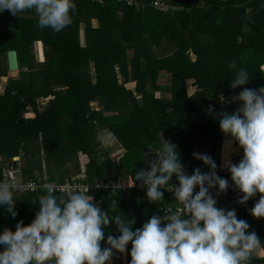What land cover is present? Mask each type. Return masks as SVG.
Segmentation results:
<instances>
[{"label": "trees", "instance_id": "1", "mask_svg": "<svg viewBox=\"0 0 264 264\" xmlns=\"http://www.w3.org/2000/svg\"><path fill=\"white\" fill-rule=\"evenodd\" d=\"M152 1L127 6L114 0H68L70 27L59 34L38 27L34 9L16 16L0 13V77L6 78L0 94V157L22 152V171L35 181L100 184L87 193L92 202L110 215L134 219L133 227L139 228L151 215L164 214L166 205L178 203L163 189V203H149L146 187H118L133 163L142 160L143 148L158 156L163 140L174 143L189 175L196 167L209 171L192 156L207 153L218 175L229 180L224 192L211 190L217 206L234 208L264 242V217L250 213L261 193L239 203L242 193L229 171H221L218 151L224 133L216 113L230 110L215 102L243 87L264 86V0H162L181 8L166 13L149 6ZM9 50L17 53L16 79L7 68ZM231 61L246 67L250 77L236 89L230 87ZM161 74L168 77L166 83L159 82ZM189 81L195 87L190 95ZM28 110L32 117H26ZM104 130L124 149L116 162L98 139ZM241 156L242 149L233 163ZM109 182L113 187H107ZM13 198L15 216L0 209V230L17 225L26 230L42 196L39 190ZM105 231L119 234L112 222ZM130 248L131 242L124 253H114L121 264H129ZM251 264H264V256H253Z\"/></svg>", "mask_w": 264, "mask_h": 264}, {"label": "clouds", "instance_id": "2", "mask_svg": "<svg viewBox=\"0 0 264 264\" xmlns=\"http://www.w3.org/2000/svg\"><path fill=\"white\" fill-rule=\"evenodd\" d=\"M29 9L38 15L40 28L49 27L59 34L70 27L68 0H0V13L8 10L16 16ZM228 68L235 73L230 80L232 89L250 81L246 67L231 61ZM221 98L229 104L239 103L234 112L216 115L220 130L242 149V156L238 162L227 160L220 167H227L232 184L242 193L239 203L261 193L250 213L264 217V86L243 87L235 95ZM111 138V132L98 136L101 143ZM192 156L209 171L196 167L187 174L176 145L165 140L158 156L146 157V166L136 171L135 179L146 186L148 202L163 203L161 189L169 188L181 211L153 214L139 228L133 227L134 219L120 213L110 215L93 203L88 188L59 195L52 185H41L42 198L36 200L30 226L23 231L20 225L0 230V264H106L114 253H124L129 242V264H251L264 242L255 231H249V223L238 218L234 208L217 206L211 190L224 192L229 180L218 175L212 156L202 152ZM173 176L178 181L175 186ZM16 189L11 180L0 179V209L13 218ZM110 222L118 235L105 231Z\"/></svg>", "mask_w": 264, "mask_h": 264}, {"label": "built area", "instance_id": "3", "mask_svg": "<svg viewBox=\"0 0 264 264\" xmlns=\"http://www.w3.org/2000/svg\"><path fill=\"white\" fill-rule=\"evenodd\" d=\"M94 2H98L100 4H103L105 0H92ZM117 3H124L127 6H139V3L137 0H114ZM149 6H151L153 9L161 12L166 13L170 11H176L181 9L178 6H173L169 3H166L162 0H154L150 2ZM145 5H142V8H144ZM216 104L220 108H225L228 103L225 102L221 97H218L217 100H215ZM211 106V108H210ZM214 109V105L209 104L208 105V112H212ZM22 152H19V154L10 157V158H1L0 159V169H1V178L0 179H9L12 182H14L17 185V189L15 190V195H22V194H28V193H34L40 190L41 185L48 183L52 185L56 191H59L61 193H66L71 190H80V191H86L88 188V191L91 189H94L95 187H100V184H69L68 182L64 184H58L54 183L52 181H48L47 179L41 178L37 181L28 178L24 172L22 171ZM121 183L118 185V187L121 190L130 189L135 187L129 179H121ZM31 185V187H26V185ZM107 187H113V184L110 182L108 183ZM174 186L178 184V182L172 183ZM166 193H172V190L169 188H162ZM196 189H194L195 191ZM212 190H216L215 188ZM173 211H181V206L179 202L174 206L166 205L164 207V214L165 213H171ZM163 223V222H162Z\"/></svg>", "mask_w": 264, "mask_h": 264}, {"label": "crops", "instance_id": "4", "mask_svg": "<svg viewBox=\"0 0 264 264\" xmlns=\"http://www.w3.org/2000/svg\"><path fill=\"white\" fill-rule=\"evenodd\" d=\"M249 11H250V9L249 8H246V10H245V12H246V15H248L249 14ZM261 68L263 69V71H264V65H262L261 66ZM162 75H164V74H161V76ZM164 76H166V75H164ZM1 78V77H0ZM192 81H189V85L187 86V91H188V95H190V94H192L194 91H195V87L192 85V84H190ZM0 84H1V82H0ZM0 91H2V90H0ZM1 94V93H0ZM30 110H28V112H29ZM103 133H105V134H108L109 132H107V131H102V132H100V135L101 134H103ZM113 138V137H112ZM114 139V138H113ZM116 144H117V142H116ZM102 146H103V144H102ZM104 147V146H103ZM115 148H116V152H118L117 154V156H115V154H114V156L113 157H116V160L115 161H117V159H118V157L120 158V156L124 153V149L122 148V146L119 144H117V145H115ZM105 149V148H104ZM239 152H240V148L238 147V146H236L235 145V142L234 141H230V138L224 133L223 134V140L221 141V143H220V145H219V151H218V156H219V158H220V166L222 165V164H224L225 163V161H227V160H231L232 161V158L234 157V156H236L237 154H239ZM112 158V157H111ZM112 161H113V159H112ZM114 162V161H113ZM233 162V161H232ZM221 168V171L222 172H227L228 170H227V167H220ZM26 176H27V174L26 173H24ZM120 180V179H119ZM118 180V181H119ZM119 183V182H118ZM219 205H222V206H225V204L223 205V203H222V201H219V203H218ZM264 256V251L262 250V248H260L259 250H257V252H256V254H255V258H261V257H263ZM121 264L122 263V261H120L119 260V257L118 256H113L112 258H111V260L109 261V262H106V264ZM124 263V262H123Z\"/></svg>", "mask_w": 264, "mask_h": 264}, {"label": "water", "instance_id": "5", "mask_svg": "<svg viewBox=\"0 0 264 264\" xmlns=\"http://www.w3.org/2000/svg\"><path fill=\"white\" fill-rule=\"evenodd\" d=\"M6 61H7V68L9 72L18 71V60H17V53L15 50H9L6 53ZM255 75V74H254ZM256 76V75H255ZM239 107L238 102H231L228 106L230 112H234ZM146 157L147 158H155V153L151 152L149 148H143L142 150V160L139 162H135L132 165V169L128 174L129 181L135 186L139 188H145L135 179L136 171L146 166Z\"/></svg>", "mask_w": 264, "mask_h": 264}, {"label": "rangeland", "instance_id": "6", "mask_svg": "<svg viewBox=\"0 0 264 264\" xmlns=\"http://www.w3.org/2000/svg\"><path fill=\"white\" fill-rule=\"evenodd\" d=\"M36 47H38V46H36ZM37 49L38 48H35V50L37 51ZM37 54H38V51H37ZM36 53H35V58L37 59V58H41V56L40 57H38V55H37ZM38 60V59H37ZM9 76L10 77H12L13 79H16V78H18V71H15V72H9ZM165 80L167 81L168 80V77H166V76H164V75H162V76H160L159 77V82L160 83H166L165 82ZM0 82H1V84H0V90H2V91H0V93H2L3 92V89H4V85L6 84V78L5 77H1L0 78ZM131 87V85H128V87ZM45 102H46V100L45 99H43V103L45 104ZM33 116V113L32 112H27V114H26V117H32ZM101 135H107V134H105V133H103V134H101ZM103 144V146H104V148H105V151H106V153L110 156V157H112V159H113V161L114 162H116L115 160H116V157H113L114 156V154H115V156H117L118 154V152H116L117 150H116V148H115V145H117L116 144V141L113 139V138H111L110 140H108L106 143H102ZM1 158V157H0ZM26 173V172H25Z\"/></svg>", "mask_w": 264, "mask_h": 264}]
</instances>
